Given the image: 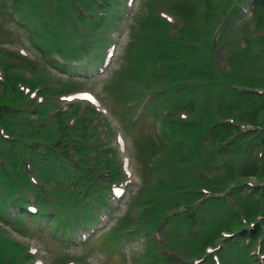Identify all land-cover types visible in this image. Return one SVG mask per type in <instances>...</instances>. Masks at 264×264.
<instances>
[{
	"label": "rangeland",
	"instance_id": "1",
	"mask_svg": "<svg viewBox=\"0 0 264 264\" xmlns=\"http://www.w3.org/2000/svg\"><path fill=\"white\" fill-rule=\"evenodd\" d=\"M7 2H10V0H7ZM42 6L41 9H39L38 7H32V17L34 18H41L43 17L44 20L46 21V23H48V25H52V27H54L57 22L55 21L54 17L50 16V9L47 5L44 4V2H41ZM143 7H144V1L143 0H138V4H137V10L136 13H142L143 12ZM66 24V22H64ZM241 25H239L236 29V32L233 36H235L237 38V30L240 32L238 37H241V35H243V31H241ZM57 28V27H56ZM9 29V31L11 33H7V32H1L0 36L3 37L4 39H12L13 41H22L23 43L27 44L28 46H30L29 40L27 38V34L24 30L22 29H18L16 27H14L13 25L7 24L6 25V29ZM240 29V30H239ZM57 30L59 31V28H57ZM126 35H124L121 44H120V50L122 49V45L125 43L126 41ZM251 54L247 56L246 61L243 62V65L246 66V69H252L254 66L257 67L259 66V62H262V59H258L255 53V50L250 52ZM10 63H13V61L9 58L8 60ZM262 65V64H261ZM16 67V66H15ZM38 75L43 76L42 74L38 73L41 71L39 64H37V68H35L34 70ZM25 86L27 87H32V85L29 82H24ZM65 91V87H60L58 85L52 86L51 87V93L49 95H45L47 98H54L57 93L63 92ZM98 91L101 94L102 97H107V100L109 99L110 103H111V108L114 110H116L119 105H117L116 103H114L113 97L110 96V98H108V95H106V88H104L102 85L98 86ZM107 92H109L107 90ZM108 94V93H107ZM113 106V107H112ZM243 110H245L244 108H241ZM136 137V136H135ZM129 150L131 151L132 154H134V151H136L135 148H133V146L131 147V141L129 140ZM135 165V162H134ZM140 166V164H138V167ZM138 181V178H137ZM249 182V181H248ZM138 187V185L136 187H134V189H136ZM124 209V207H123ZM116 220V219H115ZM96 237H98V234H96V236L94 237V239H96ZM43 242V245L46 246V251L48 254H51L50 256L52 257V254L56 255V256H60L62 250L61 247H59L56 243L51 242L49 243H45V240L41 239ZM257 241V240H256ZM259 243L255 242L252 244L253 247H257L258 248ZM57 248V249H56ZM67 249V248H66ZM75 251L77 250H81L82 249L80 247H76L74 249ZM84 251V249H83ZM52 252V253H51ZM85 261L88 262V264H119L118 260H116L115 256L113 258H109L108 254L105 252L104 249H100V247L97 245L95 246V244H92L90 246L86 247V253H85V257L83 258ZM120 264H132V262L130 260H123L120 261Z\"/></svg>",
	"mask_w": 264,
	"mask_h": 264
}]
</instances>
